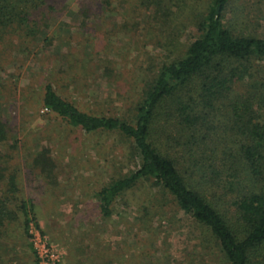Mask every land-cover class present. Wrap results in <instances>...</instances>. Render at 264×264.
Returning a JSON list of instances; mask_svg holds the SVG:
<instances>
[{
	"label": "rangeland",
	"instance_id": "obj_1",
	"mask_svg": "<svg viewBox=\"0 0 264 264\" xmlns=\"http://www.w3.org/2000/svg\"><path fill=\"white\" fill-rule=\"evenodd\" d=\"M208 1L48 0L1 30L0 196L11 215L0 227V264H36L30 232L60 264H226L208 232L151 182L125 191L105 217L96 194L137 169L131 143L84 133L42 105L51 84L82 112L131 123L171 59L168 36L192 42L187 20ZM226 19L235 34L262 36L264 0H231Z\"/></svg>",
	"mask_w": 264,
	"mask_h": 264
},
{
	"label": "trees",
	"instance_id": "obj_2",
	"mask_svg": "<svg viewBox=\"0 0 264 264\" xmlns=\"http://www.w3.org/2000/svg\"><path fill=\"white\" fill-rule=\"evenodd\" d=\"M47 2L0 0V32L23 25ZM230 2L209 0L187 20L196 37L186 46L168 36L171 59L131 123L82 112L51 84L42 105L84 133L115 132L131 143L137 169L96 194L105 217L114 200L148 181L208 232L226 264H264V35L235 34L226 23ZM5 133L0 122V142ZM10 215L1 195L0 227Z\"/></svg>",
	"mask_w": 264,
	"mask_h": 264
},
{
	"label": "built area",
	"instance_id": "obj_3",
	"mask_svg": "<svg viewBox=\"0 0 264 264\" xmlns=\"http://www.w3.org/2000/svg\"><path fill=\"white\" fill-rule=\"evenodd\" d=\"M30 236L36 264H60L59 257L54 249L47 246L39 235H33L30 232Z\"/></svg>",
	"mask_w": 264,
	"mask_h": 264
}]
</instances>
